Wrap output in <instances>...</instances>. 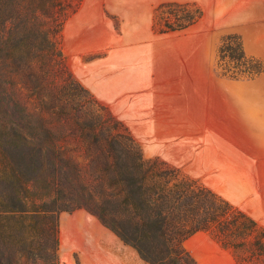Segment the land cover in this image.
<instances>
[{
  "label": "trees",
  "instance_id": "16d2710c",
  "mask_svg": "<svg viewBox=\"0 0 264 264\" xmlns=\"http://www.w3.org/2000/svg\"><path fill=\"white\" fill-rule=\"evenodd\" d=\"M81 1L0 0V264H59V215L79 209L145 264H198L183 246L197 232L231 250L236 264H264L262 225L167 162L145 159L67 72L59 39ZM172 7L180 6L156 12ZM181 19L179 29L195 21ZM219 57L243 65L238 75L261 72L240 43L221 47ZM17 85L48 119L26 113Z\"/></svg>",
  "mask_w": 264,
  "mask_h": 264
},
{
  "label": "rangeland",
  "instance_id": "374dc122",
  "mask_svg": "<svg viewBox=\"0 0 264 264\" xmlns=\"http://www.w3.org/2000/svg\"><path fill=\"white\" fill-rule=\"evenodd\" d=\"M165 3L180 7L156 12ZM138 13L133 25L124 20L114 33L81 32L66 22L59 47L67 72L107 107L145 159L167 162L262 224L264 0H140ZM178 18L195 21L179 29ZM77 38L109 46L75 48ZM236 43L260 66L257 76L238 75L243 65L220 60V48ZM16 88L33 120L49 118L38 98ZM202 233L189 237L185 250L201 264H228L216 240L219 249L204 250ZM58 258L59 264H145L84 209L59 215Z\"/></svg>",
  "mask_w": 264,
  "mask_h": 264
},
{
  "label": "crops",
  "instance_id": "0c3cea01",
  "mask_svg": "<svg viewBox=\"0 0 264 264\" xmlns=\"http://www.w3.org/2000/svg\"><path fill=\"white\" fill-rule=\"evenodd\" d=\"M139 2L140 0H82L77 10L68 17L65 23L76 25L79 27L76 30L81 32L114 33L116 24L124 25L126 22L127 26L133 25L132 19L139 15ZM124 20L126 21L124 22ZM88 41L85 43L77 38L72 46L75 48H107L109 46L107 43L103 44L102 40L99 41L101 42L99 44H88ZM260 225L264 227V222ZM201 238L205 240L204 250H206V246L219 249L215 239L209 233H202ZM222 250L227 254V263L236 264L231 250L225 248ZM187 251L198 264H201L198 254L190 249Z\"/></svg>",
  "mask_w": 264,
  "mask_h": 264
}]
</instances>
